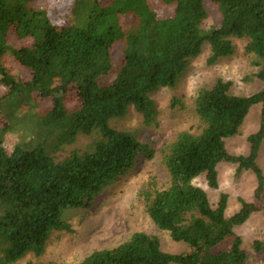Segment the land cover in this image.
Listing matches in <instances>:
<instances>
[{
  "label": "trees",
  "instance_id": "trees-1",
  "mask_svg": "<svg viewBox=\"0 0 264 264\" xmlns=\"http://www.w3.org/2000/svg\"><path fill=\"white\" fill-rule=\"evenodd\" d=\"M212 1L221 21L206 28L204 0H162L175 5L166 18L149 0H73L63 23L52 19L48 0H0V87L6 89L0 95V264H16L28 253L42 255L52 234L68 229L67 210L89 206L140 156L151 155L146 144L111 120L133 106L146 123L153 122L152 94L174 86L206 43L208 62L215 64L234 54L235 39L245 40L256 76L264 81V0ZM123 15L133 18L131 26L124 28ZM12 36L33 41L17 46ZM118 42L124 44L123 61L114 66ZM10 57L27 67L31 78L14 73ZM110 75V82H99ZM231 86L218 78L200 90L195 108L203 128L178 134L164 150L169 185L144 192L152 220L173 240L186 242L188 251L167 252L158 237L138 231L79 263L31 264H246L234 228L264 210L257 202L264 194V171L257 162L264 141V89L238 95ZM72 93L79 102L73 108L68 105ZM43 99L52 105L42 108ZM179 102L174 99L173 105ZM257 104L261 121L248 136L250 152L230 154L226 139L240 132ZM10 134L16 135L11 151ZM81 135L95 136L91 147L63 155ZM221 161L235 163L237 174L253 170L257 177L256 200L241 198V208L230 217L227 193L213 207L206 190L194 183L205 173L210 187L218 188ZM229 237L231 245L220 249ZM252 246L264 251L263 240Z\"/></svg>",
  "mask_w": 264,
  "mask_h": 264
},
{
  "label": "rangeland",
  "instance_id": "rangeland-1",
  "mask_svg": "<svg viewBox=\"0 0 264 264\" xmlns=\"http://www.w3.org/2000/svg\"><path fill=\"white\" fill-rule=\"evenodd\" d=\"M50 14L56 23L65 21L66 13L73 0H48ZM107 2L108 0H101ZM153 10L159 17H171L175 5H167L162 0H149ZM208 14L203 26L211 28L221 21L218 6L212 0H204ZM124 28L132 25L131 16H121ZM17 46L30 45L31 38L20 39L12 36L11 40ZM236 50L233 55L222 58L215 64L208 62L210 44L206 43L202 52L191 59L188 68L179 77L174 86L162 87L152 94L157 114L151 123H146L138 110L131 106L128 111L111 120V125L119 130L131 132L139 141L146 144L151 152L140 156L136 163L108 188L95 197L87 207L70 209L64 213V220L68 229L55 231L47 242L42 255L28 253L16 264H31L42 262L79 263L93 251L116 246L128 240L135 232L143 231L159 238L163 250L181 253L189 250L186 242L173 240L170 232L160 229L147 211L144 192L154 188H164L169 185L170 176L164 164V150L182 131L198 133L203 128L196 112L195 100L201 89L210 88L218 78L231 81V92L238 95H250L264 89V81L256 76L257 67L252 64V57L246 52L245 40L235 39ZM123 42H118L112 50L114 66L123 61ZM9 67L14 73L25 79L31 78V71L14 57L8 60ZM112 75L99 79L100 83H108ZM6 91L0 87V95ZM174 99L179 104L173 105ZM77 95L72 93L68 105L73 108L78 104ZM52 105L51 99L41 101L42 108ZM261 104L254 105L246 116L240 132L226 139V147L230 154L247 155L250 152L248 136L259 129L261 121ZM95 136L81 135L77 141L69 145L62 152L69 154L73 149H89ZM16 135L10 134L6 138V147L12 150ZM264 171V141L260 147L257 160ZM237 165L230 161L218 164L219 187H210L206 174L194 179V183L208 193L210 202L216 207L220 194H228L226 216L237 212L243 198L246 201L256 200L255 191L257 177L253 170L236 172ZM264 204L263 198L257 201ZM235 234L242 238V247L248 257L246 264H264V251L253 249V242L257 239L264 241V210H259L241 225L234 228ZM233 238H227L219 246L228 248Z\"/></svg>",
  "mask_w": 264,
  "mask_h": 264
}]
</instances>
